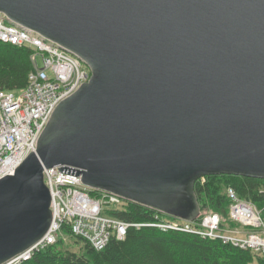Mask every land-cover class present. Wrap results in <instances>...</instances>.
<instances>
[{
	"label": "water",
	"instance_id": "95a60500",
	"mask_svg": "<svg viewBox=\"0 0 264 264\" xmlns=\"http://www.w3.org/2000/svg\"><path fill=\"white\" fill-rule=\"evenodd\" d=\"M0 13L91 70L0 178V264L50 228L46 168L188 221L198 178L264 179V0H0Z\"/></svg>",
	"mask_w": 264,
	"mask_h": 264
},
{
	"label": "built area",
	"instance_id": "2783aa9c",
	"mask_svg": "<svg viewBox=\"0 0 264 264\" xmlns=\"http://www.w3.org/2000/svg\"><path fill=\"white\" fill-rule=\"evenodd\" d=\"M0 40L32 49L33 70L26 87L20 90L0 88V178L14 174L31 151L58 104L77 91L91 76L90 68L77 55L40 33L14 23L0 13ZM59 166L44 170L53 213L49 230L34 246L9 264L28 260L32 255L57 242L67 233L87 241L96 250L104 249L112 239H124L130 227L155 226L177 229L219 238L244 249L264 254V205L239 196L228 187L229 218L234 226H223L219 213L202 211L195 221L167 219L157 211L152 222H133L102 212L125 209L119 195L93 189L82 182L81 175L59 171ZM204 181V176L200 177ZM92 191L97 193L93 194ZM117 208H110L116 204Z\"/></svg>",
	"mask_w": 264,
	"mask_h": 264
},
{
	"label": "trees",
	"instance_id": "16d2710c",
	"mask_svg": "<svg viewBox=\"0 0 264 264\" xmlns=\"http://www.w3.org/2000/svg\"><path fill=\"white\" fill-rule=\"evenodd\" d=\"M32 49L0 40V88L20 90L27 86L33 70ZM198 178L194 189L201 211L219 213L223 226H234L229 218L230 202L226 189L233 187L242 198L264 205V179L233 174ZM92 193H96L92 191ZM157 211L129 201L125 209L109 211L119 218L133 222H152ZM200 220V219H198ZM81 243L79 251L64 249V241L36 251L28 260L17 264H264V254L244 249L219 238L177 229L155 226L130 227L124 239H112L102 250L71 235Z\"/></svg>",
	"mask_w": 264,
	"mask_h": 264
},
{
	"label": "rangeland",
	"instance_id": "374dc122",
	"mask_svg": "<svg viewBox=\"0 0 264 264\" xmlns=\"http://www.w3.org/2000/svg\"><path fill=\"white\" fill-rule=\"evenodd\" d=\"M94 192H96V191H94ZM97 193V192H96ZM95 193V194H96ZM122 204L123 203H121V204H116V205H113V206H111L110 208H117V207H120V206H122ZM102 214L103 215H110L109 214V211H103L102 212ZM165 217L167 218V219H173L174 217H171V216H169V215H165ZM61 239L64 241V246H63V248L64 249H71V250H73V251H79L80 250V247H81V243H79V242H77V239L76 238H74V237H70V235H68L67 233H65V234H63L62 236H61Z\"/></svg>",
	"mask_w": 264,
	"mask_h": 264
}]
</instances>
